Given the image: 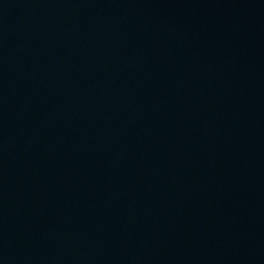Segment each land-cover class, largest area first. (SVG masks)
<instances>
[{
  "label": "water",
  "instance_id": "water-1",
  "mask_svg": "<svg viewBox=\"0 0 264 264\" xmlns=\"http://www.w3.org/2000/svg\"><path fill=\"white\" fill-rule=\"evenodd\" d=\"M0 264H264V0H0Z\"/></svg>",
  "mask_w": 264,
  "mask_h": 264
}]
</instances>
